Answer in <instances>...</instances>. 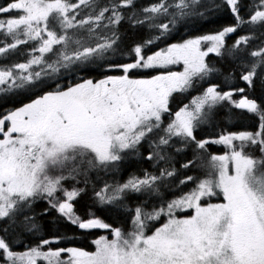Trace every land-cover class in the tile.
Here are the masks:
<instances>
[{
    "label": "snow or ice",
    "instance_id": "snow-or-ice-1",
    "mask_svg": "<svg viewBox=\"0 0 264 264\" xmlns=\"http://www.w3.org/2000/svg\"><path fill=\"white\" fill-rule=\"evenodd\" d=\"M0 264H264V0H0Z\"/></svg>",
    "mask_w": 264,
    "mask_h": 264
},
{
    "label": "trees",
    "instance_id": "trees-1",
    "mask_svg": "<svg viewBox=\"0 0 264 264\" xmlns=\"http://www.w3.org/2000/svg\"><path fill=\"white\" fill-rule=\"evenodd\" d=\"M226 19H227V18H225V17H221V18H219V20L217 21V24H216V25L205 24L203 30H205V31L211 30L213 27L218 26V25L221 24V23H225V22H226ZM210 58H211V57H210ZM214 150H215V146H214ZM133 170H134V166H133V167H130V168L128 169V172H131V171H133ZM122 178L126 179V178H127V173H125L124 176H123ZM82 203H83V202H82ZM81 207H82L81 205H78V208H81ZM100 234H103V233L101 232ZM92 238H94V237H90V238H89V243H90V240H91Z\"/></svg>",
    "mask_w": 264,
    "mask_h": 264
}]
</instances>
